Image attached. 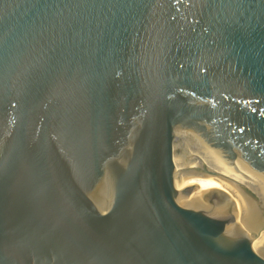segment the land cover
<instances>
[{
  "label": "water",
  "instance_id": "1",
  "mask_svg": "<svg viewBox=\"0 0 264 264\" xmlns=\"http://www.w3.org/2000/svg\"><path fill=\"white\" fill-rule=\"evenodd\" d=\"M0 264H264V0H0Z\"/></svg>",
  "mask_w": 264,
  "mask_h": 264
}]
</instances>
